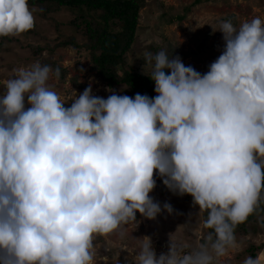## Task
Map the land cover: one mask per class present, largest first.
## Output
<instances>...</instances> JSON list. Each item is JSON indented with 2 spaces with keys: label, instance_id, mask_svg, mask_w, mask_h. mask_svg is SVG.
Listing matches in <instances>:
<instances>
[{
  "label": "clouds",
  "instance_id": "1",
  "mask_svg": "<svg viewBox=\"0 0 264 264\" xmlns=\"http://www.w3.org/2000/svg\"><path fill=\"white\" fill-rule=\"evenodd\" d=\"M34 23L29 0H0V37ZM218 30L224 50L203 75L168 50L143 54L151 98L105 99L89 85L66 108L48 86L53 69L39 61L6 81L0 264H93L95 236L122 234L137 211L148 219L161 212L149 197L156 172L193 197L212 232L192 250L171 235L159 257L150 237L139 239L134 264H212L236 247L235 227L264 192V21H222ZM243 264L264 262L248 256Z\"/></svg>",
  "mask_w": 264,
  "mask_h": 264
},
{
  "label": "rangeland",
  "instance_id": "2",
  "mask_svg": "<svg viewBox=\"0 0 264 264\" xmlns=\"http://www.w3.org/2000/svg\"><path fill=\"white\" fill-rule=\"evenodd\" d=\"M195 2L196 0H145V5L140 10L136 41L127 55L128 65L145 74V63L141 62L143 54L149 50V45L154 44L157 51L152 53L168 50L170 57L179 56L185 66H191L203 75L224 50L223 33L218 30L222 21H226L232 14L236 16L237 28L241 23L250 22L255 17L264 21V0H202L194 5ZM187 5H192L190 11L179 20L178 16L183 14ZM33 15L37 30L45 38L25 32L9 36L12 40L7 42L6 46L13 45L12 50L0 47V94L5 90L6 81L12 78L17 70L27 69L37 62L36 55L30 51V44L54 45L57 37L62 38L74 33L66 24L71 17L67 11L51 14L48 18H43L35 12ZM56 21L63 24L58 28ZM77 38L80 42L83 41L80 36ZM45 53L47 54L46 51ZM87 54V51L79 52L73 48L58 47L55 50L54 59L68 69V76L65 81H60L51 74L47 83L65 103L66 108L69 107L70 99L75 95L78 98L84 91V88L73 85L71 78L75 76L87 87L91 85L92 94L95 96L106 99L113 94L91 69ZM114 93L126 95L120 88ZM25 106L29 107L27 98ZM154 179L161 181L162 178L156 172ZM163 186H155L149 193L153 202L161 207V212L155 219H148L137 211L136 221L125 226L122 234L117 232L93 238V264H134L133 258L138 254L137 249L141 243L139 239L144 237L151 238L157 257L168 252L171 235L177 245H187L188 250L196 248L207 239L209 233L203 224V212H200L193 197L189 194L179 195L166 185ZM166 203L173 209L171 214L163 207ZM258 229L256 235L238 236L236 247L230 249L226 255L214 258L212 264H243L246 257H252L248 249L252 243L262 245L257 250L256 257L259 256L264 262V226H259Z\"/></svg>",
  "mask_w": 264,
  "mask_h": 264
},
{
  "label": "trees",
  "instance_id": "3",
  "mask_svg": "<svg viewBox=\"0 0 264 264\" xmlns=\"http://www.w3.org/2000/svg\"><path fill=\"white\" fill-rule=\"evenodd\" d=\"M202 0H196L194 5ZM211 1V0H208ZM145 0H29V8L43 18H48L51 14L67 11L71 17L66 24L73 30V34L56 38L54 45L46 43V45H31L30 51L36 55V61L42 65L47 64L54 70L60 69V81H65L68 76V69L62 67L58 60L54 59L55 50L58 47L73 48L77 51H87L90 59L91 69L102 80L111 93L118 88L126 93L129 97H134L136 93L148 95L150 98L157 95L154 91V82L148 75L137 72L127 63V55L131 52L133 44L136 41L137 29L140 17V10L144 7ZM192 5L184 7L182 15L178 19L185 17L190 11ZM34 16V15H33ZM35 20V19H34ZM234 14L228 16L226 21H230L235 27L237 22ZM59 28L62 22H57ZM31 35H41L37 30L35 21L34 27L27 31ZM83 39L82 42L79 38ZM12 38L0 37V47L6 50H12L13 45H7ZM147 52L157 51L154 44L148 46ZM47 52V54L45 53ZM44 53L46 54L44 56ZM145 63L144 59L141 61ZM165 74H169V70L165 69ZM55 76V75H54ZM75 87L86 88L87 86L79 81V77L71 78ZM70 99L69 107L71 106ZM156 181L157 187L163 188L165 185L163 179ZM162 184V185H161ZM207 213L203 212L205 220ZM259 226H264V192L258 206L253 214L242 223L238 224L234 229L235 240L238 236L256 235L259 232ZM208 233L212 232L207 229ZM206 240H203V243ZM262 245L252 243L249 246V252L253 258Z\"/></svg>",
  "mask_w": 264,
  "mask_h": 264
}]
</instances>
